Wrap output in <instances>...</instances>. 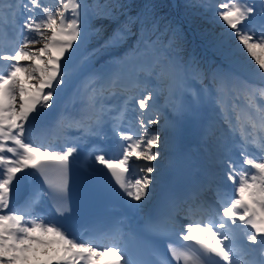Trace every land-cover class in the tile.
<instances>
[{"label": "snow or ice", "instance_id": "obj_1", "mask_svg": "<svg viewBox=\"0 0 264 264\" xmlns=\"http://www.w3.org/2000/svg\"><path fill=\"white\" fill-rule=\"evenodd\" d=\"M131 7L0 0V22L9 24L0 26V264H264V0H186L220 26L213 44L221 62L211 69L186 54L178 24L151 4L135 15ZM105 21L116 27L108 32ZM193 84L212 113L202 129L213 164L207 183L170 200L138 233L76 228L70 166L78 146L53 151L31 140L53 106L64 110L45 131L69 122L81 138L103 141L111 132L115 144H94L82 167L143 205ZM162 117L164 128L151 130ZM213 184L209 201L203 192ZM44 197L56 217L38 211Z\"/></svg>", "mask_w": 264, "mask_h": 264}, {"label": "rangeland", "instance_id": "obj_2", "mask_svg": "<svg viewBox=\"0 0 264 264\" xmlns=\"http://www.w3.org/2000/svg\"><path fill=\"white\" fill-rule=\"evenodd\" d=\"M157 1H158L157 2L158 4H156V12L158 14L160 13L158 16L164 17V19L165 20L167 19V21H170L171 20V19H169V17H172L173 21H175L176 20L175 19V16H176L177 19H178L179 26L183 30H187L188 29V27L183 24L184 19H182V16L178 13L180 6H179V4H178V2L176 0H168V2L170 3V5L173 7V11L175 13L174 14L175 16H173L172 13H170L167 10V4L165 5V0H157ZM142 2L145 3V0H143ZM211 2L213 4H215L217 2V0H211ZM190 12L193 15H196L198 18L201 16V19L202 20L199 23V29L201 30L202 33H203V31H205V32H212V33H218L220 31V26L218 24H214V23L210 22L206 18L207 16L210 15V13L209 14L202 15V13H204V9H201V8H192V11H190ZM184 18H185V20L187 19V17H184ZM204 19H207V21H204ZM5 22H7V18L5 19L4 23ZM176 23H177V21H176ZM104 25H105V23H104ZM187 35L189 36V38L191 39V41L194 42L195 45L199 44L200 47H203V45H201L202 44L201 40L196 39L194 37V33L191 30H190V33H187ZM203 35L205 36L206 40H210V41L213 40V38H211L210 35H206L205 33H203ZM186 44H187V39H185V46H186ZM194 44H193V46H195ZM205 54L208 57H211V55H212V54H209V53H206V52H205ZM217 64H219V63H217ZM217 64H215V65H217ZM204 68L207 69V67L205 65H204ZM245 76H248L249 78H251V73H248V74L246 73ZM197 88L198 87L195 84H193L192 87H191V89L188 91L187 96L183 98V102L188 106L189 110L187 112V115L181 121V123H185V124L187 123L186 120L189 119L190 112H191L190 117L194 114V112H196L197 113L196 114L197 115V119H199V115H202L203 114L204 109H206V111L208 112L207 107L205 106V104L201 102L200 104L197 105V100H195V98L192 95L197 90ZM66 98L67 97H65V99ZM164 102H165L164 101V98L161 97L159 103L160 104H163ZM176 102L179 103L180 101H176ZM62 110H64L63 102L61 103L60 106H56V105L53 106V112H58V115L60 114V112ZM165 114H168V113H165ZM197 119H196V124L198 122ZM48 123H49V121L45 122V125H43L41 128H37L38 131L44 132L45 131L44 129H46L48 127L47 126ZM65 123H67V122H65ZM163 128H164V119H163V117L161 118L159 125H152L151 126V130H153V131H155L157 129H161L162 130ZM174 133H171L170 132L168 134V137H167V140H168L167 147H168V145H169V143L171 141V138H172V136H173ZM26 135H27V133H26ZM161 139H162V141L165 140V136H164L163 132L161 133ZM167 147H165L163 144L161 145L162 156H163V153H164V151L166 150ZM153 163L154 164L158 163L160 165L162 163V159H159L157 162H153Z\"/></svg>", "mask_w": 264, "mask_h": 264}, {"label": "bare ground", "instance_id": "obj_3", "mask_svg": "<svg viewBox=\"0 0 264 264\" xmlns=\"http://www.w3.org/2000/svg\"><path fill=\"white\" fill-rule=\"evenodd\" d=\"M201 102L205 104V106L207 107V110L211 113V108H210V105L208 104V102L206 100L201 101ZM207 114L208 113H207L206 109H204V113L201 115V117L199 119H201V121L204 120V116ZM56 117H58V116H56ZM56 117L54 116L53 118L56 119ZM192 118H193V116H191V117L189 116V119L186 120L187 123L186 124L181 123L179 126V129L173 134L171 141L167 147L168 148L167 151H169L168 156L170 157L169 162L176 161L177 153L179 151L184 152L187 157L192 156L191 155L192 152H189V150L191 148L202 150L204 152V158L206 159V161H208V158L210 157V153H211V147L209 148V150H207L203 147V145H201V142H202L201 138L203 135L201 133V136H198L197 133H198V129H200L202 132L203 127H202V129L198 128V126L196 128L194 126L195 122ZM194 118H197V116L194 115ZM54 119L49 120L50 124L52 122H55ZM69 129H71V130L67 131ZM54 131H55V135H59V136L62 135L64 139L60 143L54 142L52 140L49 141V143L44 142L45 144H50V142H51V144L53 145V147L51 149H47V150H53V151L61 150L65 145L68 146L71 143H73L72 140L80 134L78 131H76V129L71 124H68L64 128H62V126L55 128ZM65 132H67L69 134L67 136H65ZM31 140L36 145L40 144V142L35 140L34 138H32ZM84 149H86V147H84ZM42 150H45V149H42ZM189 161H190V159H189ZM209 163H211L210 171L212 172L213 171V164H212L211 159H209Z\"/></svg>", "mask_w": 264, "mask_h": 264}, {"label": "trees", "instance_id": "obj_4", "mask_svg": "<svg viewBox=\"0 0 264 264\" xmlns=\"http://www.w3.org/2000/svg\"><path fill=\"white\" fill-rule=\"evenodd\" d=\"M143 0H127V2L128 3H130L131 4V14L132 15H135L137 12H139V7L141 6V5H146V4H151V5H153L154 6V11H155V13H156V15L158 16L159 14L156 12V4H158L157 2V0H145V3L144 2H142ZM177 2L179 3V6H180V9H179V12H180V14L181 15H185V17H187L188 19V21H190L191 22V24H192V27H194L196 30H200L199 29V23L201 22V16L198 18L196 15H193L190 11H192V8L191 9H189V8H186L185 7V4H186V0H177ZM193 2L195 3V2H197V0H193ZM167 4V10L170 12V13H172V15L173 16H175L174 14V11H173V7L170 5V3L168 2V0H165V5ZM169 19H171L170 21H172L174 24H178V19H177V17L175 16V21H173V19H172V17H169ZM166 21H167V19H166ZM176 21H177V23H176ZM204 21H207V19H204ZM105 23V27L106 26H109V25H111L109 22H107V21H105L104 22ZM179 25V24H178ZM184 31V35H185V39H188L189 38V36L187 35V33H189L187 30H183ZM203 33H205L206 35H210L211 36V38H213L214 37V35L216 34V33H212V32H205V31H203Z\"/></svg>", "mask_w": 264, "mask_h": 264}]
</instances>
